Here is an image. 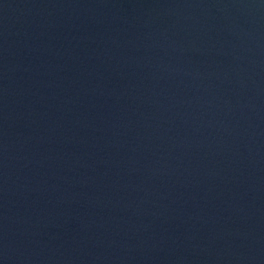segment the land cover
Masks as SVG:
<instances>
[{
	"label": "water",
	"instance_id": "obj_1",
	"mask_svg": "<svg viewBox=\"0 0 264 264\" xmlns=\"http://www.w3.org/2000/svg\"><path fill=\"white\" fill-rule=\"evenodd\" d=\"M0 264H264V0H0Z\"/></svg>",
	"mask_w": 264,
	"mask_h": 264
}]
</instances>
